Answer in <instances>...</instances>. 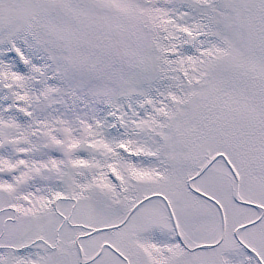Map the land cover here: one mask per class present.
Segmentation results:
<instances>
[{"label":"snow or ice","instance_id":"1","mask_svg":"<svg viewBox=\"0 0 264 264\" xmlns=\"http://www.w3.org/2000/svg\"><path fill=\"white\" fill-rule=\"evenodd\" d=\"M0 264H264V0H0Z\"/></svg>","mask_w":264,"mask_h":264}]
</instances>
